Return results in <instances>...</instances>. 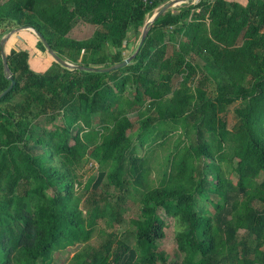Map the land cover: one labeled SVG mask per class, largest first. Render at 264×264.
<instances>
[{"label": "trees", "instance_id": "obj_1", "mask_svg": "<svg viewBox=\"0 0 264 264\" xmlns=\"http://www.w3.org/2000/svg\"><path fill=\"white\" fill-rule=\"evenodd\" d=\"M164 3L0 0V39L30 27L83 68L52 58L36 71L11 48L9 80L0 56V94L13 81L0 97V264L68 250L66 264H264V4L184 3L150 24L129 64L85 69L129 57ZM78 22L89 38L68 36ZM152 145L160 186L137 155ZM171 221L177 263L159 250Z\"/></svg>", "mask_w": 264, "mask_h": 264}, {"label": "rangeland", "instance_id": "obj_2", "mask_svg": "<svg viewBox=\"0 0 264 264\" xmlns=\"http://www.w3.org/2000/svg\"><path fill=\"white\" fill-rule=\"evenodd\" d=\"M93 30L94 28L91 26L78 24L73 27V29L69 32L68 36L73 39L84 40L92 35ZM37 39L38 38L36 37V35H34L28 30L19 31L17 33H14L10 36L9 39H7L4 44V51L5 53H7L11 48H24L29 53V61L32 69L36 71H42L50 64L52 57L49 55L48 52V55H46V53H42L38 49H36ZM127 53L129 52H125L124 54L126 55ZM226 116V126L230 128V126L234 124V117L232 115V112H228ZM179 135L181 134L178 131L177 133L173 134L171 136V139L168 141L172 147L175 143V140L179 138ZM160 149L161 148L152 145L149 148L145 147L142 150H137V155L139 154V156H142L143 160L145 161V176L149 178V180H151L153 184L158 186H160L164 182L163 169L161 166ZM82 169V179H85L86 177L92 174L89 165L84 166ZM129 212L130 211H127L128 216H130ZM176 227L177 225L173 221H171L167 228H165V238L162 240L161 243H159V250H162L166 254L168 260H171V262L176 261L177 263L179 262L180 258L173 242V233L176 231V229L178 230V228ZM99 240L100 238H98L97 235L92 236V239H90L89 244L92 246H96ZM73 253L74 250H68L63 253H56L55 256L57 257V259L54 261L53 264H66L67 261H69V259L73 255Z\"/></svg>", "mask_w": 264, "mask_h": 264}, {"label": "water", "instance_id": "obj_3", "mask_svg": "<svg viewBox=\"0 0 264 264\" xmlns=\"http://www.w3.org/2000/svg\"><path fill=\"white\" fill-rule=\"evenodd\" d=\"M182 0H171L167 3H165L164 5H162L155 13H153L150 18L146 21V23H144L142 26V30H141V36L139 38V41H138V45H137V48L136 50L129 56V57H126L124 60H122L121 62L119 63H116L110 67H106V68H85L86 70H89V71H94V72H110L112 70H116V69H119V68H122L124 67L125 65L129 64L131 62V60L133 59V57L135 56V54L137 53L139 47L142 45L146 35H147V32L150 28V24L152 22H154L156 20V18L158 16H160L162 13H164L165 11H167L170 7H173L174 5H176L178 2H181ZM23 30H28L30 32H32L34 35H36V37L43 43L46 51L49 53V55L56 61L58 62L60 65L64 66V67H67V68H75V69H83L82 67L80 66H76V65H73L71 63H68L64 60H62L60 57H58L51 49L50 47L46 44V42L44 41V39L35 31L33 30L32 28L30 27H17L15 29H12L10 30L8 33H6L1 39H0V56H1V60H2V64H3V67H4V70H5V73L7 74V78L9 80H11V74H10V71L7 67V64H6V58H5V52H4V44L5 42L7 41V39L10 38L11 35H13L14 33H17L19 31H23ZM13 85V81H11L9 87L3 92L0 94V97L6 93Z\"/></svg>", "mask_w": 264, "mask_h": 264}, {"label": "crops", "instance_id": "obj_4", "mask_svg": "<svg viewBox=\"0 0 264 264\" xmlns=\"http://www.w3.org/2000/svg\"><path fill=\"white\" fill-rule=\"evenodd\" d=\"M171 0H166V3L169 2ZM226 3L230 4V5H235V6H238L240 8H245L247 6H249V4H252L253 2H255V4H264V0H224ZM198 0H182L181 2H178L176 5H174L173 7H170L169 9L171 10L172 13H177L178 10H179V7L181 5H183L184 3H187V4H195L197 3ZM165 4V3H164ZM163 4V5H164ZM162 6V5H161ZM160 6V7H161ZM159 7V8H160ZM157 8L154 13L159 9ZM168 9V10H169ZM198 11V10H196ZM148 20V19H147ZM146 20V21H147ZM146 23V22H145ZM78 24H81L80 22H78L76 25ZM73 29V28H72ZM264 32V29L262 28L261 29V33ZM73 39V38H72ZM76 40H80V39H76ZM170 50V46H168V49H167V54H169V51Z\"/></svg>", "mask_w": 264, "mask_h": 264}, {"label": "built area", "instance_id": "obj_5", "mask_svg": "<svg viewBox=\"0 0 264 264\" xmlns=\"http://www.w3.org/2000/svg\"><path fill=\"white\" fill-rule=\"evenodd\" d=\"M142 1L145 2V3H151V2H153L155 0H142Z\"/></svg>", "mask_w": 264, "mask_h": 264}]
</instances>
